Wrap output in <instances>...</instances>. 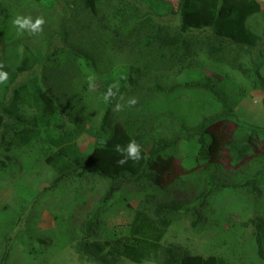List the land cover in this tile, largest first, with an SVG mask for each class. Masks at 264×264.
<instances>
[{"label":"trees","instance_id":"trees-1","mask_svg":"<svg viewBox=\"0 0 264 264\" xmlns=\"http://www.w3.org/2000/svg\"><path fill=\"white\" fill-rule=\"evenodd\" d=\"M76 1L81 3L83 16L90 20L80 28L76 27V31L80 30L78 40L82 42V47H77V53L66 52L65 68L70 64L87 65L80 66L81 74L85 76L89 67V72L98 76L95 88L90 89L87 82L82 83V88L75 84L64 98H59L33 79L25 90L30 107L33 106L36 111L34 116L28 119L16 110L13 103L5 107L6 112H0V129L4 125L9 126L12 142L16 140L29 145L30 140L41 137L40 131L33 128L40 124L44 132L39 142L45 144L46 149L57 147L59 150L46 157V161L58 172L55 181L75 172L78 179L88 185L96 184L101 178L104 187L99 200L70 223L72 230L77 228L79 236L72 241L79 260L93 264H119L123 259L155 264H230L215 254H191L165 240L169 227L183 218L189 219V227L194 231L204 228L208 221L205 199L211 192V186L206 188L204 185L200 193L192 196L168 195L163 198V175L173 170V160L171 155L160 156V150L173 146L183 136L185 139H196L197 150L193 161L201 166V177H204L210 174L211 168L218 167L217 158L224 148L235 161L245 158L252 150L256 151L260 145L264 154V126L241 122L233 105L227 106L229 102L226 104V99L206 79L187 85L195 87L199 93L214 91L216 94L193 95L197 99L195 104L199 105L194 108L200 112L196 113L199 119H195L194 126L186 125L188 117L179 112L177 104L172 109H161L163 113L160 115H144L146 101L135 94L134 88L146 84L142 91H163L165 94L180 87L184 90L190 88L183 87L185 83L174 82L168 73L192 66L201 51L211 60L237 69L256 87H263L264 77L260 69L264 63V27H259L257 18L259 14H264L261 3L257 0H177L174 17L159 22L152 17V13L142 12L136 4L120 6L110 0H64L66 4ZM10 4L9 0H0V17L3 19L11 15L7 13ZM171 10L166 8L162 13L154 14L157 17L170 16ZM44 20V25H49ZM88 37L93 39L88 41ZM38 47V42L24 44L17 72L22 73L39 61L36 56ZM254 52L257 53V60L248 58ZM115 57L116 62L125 60L127 63L115 66ZM260 58L263 60L260 61ZM0 64L4 65L0 70L6 72L7 64L2 60ZM15 74L14 70L12 78ZM114 81L119 82V91L111 102L105 103L102 96ZM128 87L132 89L128 90ZM121 95L124 96L123 102L118 100ZM130 97L138 100L134 107L114 110L117 102L126 103ZM118 113L122 114L123 122L117 120ZM5 116L14 121L9 124ZM231 117L238 129L228 134L224 121ZM83 132L94 139L93 147L86 156L77 144V137ZM133 139L141 146L142 159L117 166L119 157L114 145H126ZM6 158L9 162L12 160L9 156ZM8 167L7 162L0 160V177L15 170ZM262 174L264 165L259 166L254 175L245 176L243 182L217 183L215 190L229 186L244 187L250 193L259 195ZM71 179L76 181L75 177ZM124 190L140 194L136 206L130 209V219L119 230L110 232V240L96 239L97 232L105 225L103 218L110 214L113 204L124 201L126 206H130L129 199L122 193ZM25 196L28 194L25 193ZM24 201L19 203L16 215L9 218L8 227L18 223L26 208ZM252 225L258 264H264L261 220L257 218ZM20 232L24 233L22 238L31 240L35 253L45 251L49 240L43 237V233L35 235L30 218L26 219ZM7 234L6 230L0 234V264H5L9 243Z\"/></svg>","mask_w":264,"mask_h":264},{"label":"rangeland","instance_id":"rangeland-1","mask_svg":"<svg viewBox=\"0 0 264 264\" xmlns=\"http://www.w3.org/2000/svg\"><path fill=\"white\" fill-rule=\"evenodd\" d=\"M9 1L11 4L7 13L11 15L7 19L0 17V60L7 64L8 69L6 84H0V112L5 111L8 106L14 103L17 107L16 110L31 119L36 111L33 106L30 107L31 102L28 100L25 88L29 87V83L33 79H37L44 88L46 86L51 94L58 95L59 98H64L73 85L77 84L76 87L82 88V83L87 82L86 76L92 72H89L88 67V72L83 76L80 67L87 65L70 64L65 68V63H67L66 52L77 53V47H82V42L78 40L80 30L76 31V27L80 28L90 19L83 16L84 11L79 1L72 4H66L64 0ZM110 1L118 3L120 6L124 4L129 6V3L136 4L142 12L152 13V17L160 22V20L174 17L173 10L176 8L177 0ZM257 1L261 3V10L264 11V0ZM166 8L172 9L170 16L157 17L154 14L162 13ZM18 13L30 14L32 17L42 15L49 25H43V32L38 35L30 36L25 33L18 36L16 29L11 24L12 19ZM262 15L264 14L257 16L259 27H264ZM92 28H95L94 24ZM88 38V41L93 39ZM34 42L39 44L36 52L39 61L24 72H17L16 66L22 57L24 44L26 46ZM109 52L111 53L110 50ZM248 58L257 60V53L254 52ZM262 60L260 58V61ZM114 63L115 66H121L127 62L125 60L116 62L115 57ZM262 65L260 73L264 77V63ZM14 70L17 74L12 78ZM168 77L174 82L185 83L183 87L190 88L184 90L180 87L165 94L163 91L162 93L142 91V87H145L146 84L141 88L135 87V94L141 95L146 101V107L143 108L144 115L154 117L163 113L161 109H172L171 107L174 108L177 104L179 112L188 117L186 125L194 126L195 119L198 117L196 113L200 112L199 109L194 108H198L199 105L195 104L197 99L193 95L205 96L208 91L199 93L195 87L187 85L206 79L212 88L219 91L221 96L226 99V104L229 102L227 106L233 105L234 112L241 122L264 126V86L256 87L237 69L211 60L205 52L201 51L197 54L192 66L170 71ZM129 89L132 87H128ZM206 95L216 94L214 91H210ZM8 115L11 117V114ZM10 117L5 116L9 124L14 121ZM116 118L123 122L122 114L118 113ZM238 119L237 121L240 123ZM224 124L228 134L237 132L238 128L234 118H226ZM33 128L39 130L40 136H43L44 130L40 124ZM11 134L9 126L4 125L0 129V160L7 162L8 168L15 169L13 172L7 170V175L0 177V234L6 230L9 235L5 264H93L78 259L72 241H75V238L79 236L77 228L75 231L72 230L70 223L72 224L75 219H78L77 215L83 214L84 210L89 209L99 200L104 187L100 182L101 178L96 184L88 185L82 183L75 172L55 181L58 172L46 161V157L50 153L58 152V148L46 149V145L39 142L41 137H37L33 141L30 140L29 145L21 144L16 140L12 142ZM78 136L79 150L82 154L88 155L93 147V137L85 132ZM196 141L194 138L185 139L183 136L173 146L160 150V156L171 155L173 160V170L163 175L165 182L161 196L163 198L168 195L192 196L200 193L204 185L206 188L211 186V192L205 199L208 221L203 225V229L194 231L189 227V219L183 218L169 227L165 240L178 245L191 254L203 256L215 254L230 264H258L260 261L256 257L252 224L257 218L261 220V242L264 245V174L261 176L259 195L250 193L244 187L230 188L229 186L215 189L217 183L243 182L245 176L249 177L251 174L257 173L259 166L264 165L262 145L256 151L249 152L250 154L245 158L236 161L230 158L227 149L224 148L217 158L218 167L211 168L210 174L201 177V166L193 161L197 150ZM44 150H46L45 153L41 154V151ZM7 156L12 158L10 162L6 158ZM74 177L76 181L71 179ZM24 192L28 196H25ZM122 193L129 199L130 206H126L124 201H117L113 204L111 209H108L110 214L103 218L105 225L97 232L96 239L110 240V232L119 230L130 219V209L136 206L140 194L129 190H124ZM23 199L26 200L24 201L26 208L22 211L21 218L16 225L8 227L9 218L16 215L19 203ZM27 218L31 219V225L36 230L35 235L43 233V237L49 240L43 253H35L31 246V240L21 237L24 233L20 231L24 228ZM119 264L155 263H134L123 259L121 262L119 261Z\"/></svg>","mask_w":264,"mask_h":264},{"label":"clouds","instance_id":"clouds-1","mask_svg":"<svg viewBox=\"0 0 264 264\" xmlns=\"http://www.w3.org/2000/svg\"><path fill=\"white\" fill-rule=\"evenodd\" d=\"M45 23L44 17L37 16L35 19L29 14H16L12 19L11 24L16 29L17 35H24L27 33L30 36H35L43 32V25ZM4 67L3 64H0V69ZM122 79L124 77H121ZM8 79V74L5 71L0 70V84H6ZM96 74L89 73L86 76V81L90 89L95 88ZM120 84L118 81H114L109 84L102 96V100L105 103L111 102V100L116 96V92L119 91ZM119 101H124V96L121 95L118 98ZM117 102L115 104V111H122L124 107H134L138 100L135 97H130L127 99L126 103ZM114 151L118 154V159L116 160L117 166H123L129 161L139 162L142 159L141 156V146L134 139L129 140L126 145L116 144L114 145ZM90 153V152H89ZM86 156V155H85Z\"/></svg>","mask_w":264,"mask_h":264}]
</instances>
